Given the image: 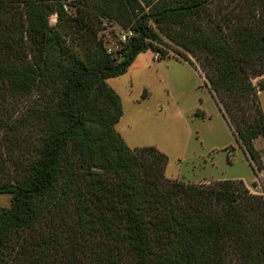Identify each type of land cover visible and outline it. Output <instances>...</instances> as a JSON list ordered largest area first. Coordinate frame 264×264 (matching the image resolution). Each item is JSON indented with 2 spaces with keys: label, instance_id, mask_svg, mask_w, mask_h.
<instances>
[{
  "label": "trees",
  "instance_id": "16d2710c",
  "mask_svg": "<svg viewBox=\"0 0 264 264\" xmlns=\"http://www.w3.org/2000/svg\"><path fill=\"white\" fill-rule=\"evenodd\" d=\"M104 21L133 33L115 57ZM147 50L193 57L263 169L264 0H0V264H264V196L169 180L116 132L107 80Z\"/></svg>",
  "mask_w": 264,
  "mask_h": 264
},
{
  "label": "rangeland",
  "instance_id": "374dc122",
  "mask_svg": "<svg viewBox=\"0 0 264 264\" xmlns=\"http://www.w3.org/2000/svg\"><path fill=\"white\" fill-rule=\"evenodd\" d=\"M49 21L53 25L55 16ZM103 26L99 38L115 57V46L125 42L121 30L107 21ZM172 55L169 52L170 57L159 60L147 50L138 54L122 75L107 80L122 108L116 132L131 149L152 146L165 154L164 176L169 180L192 185L238 180L249 193L263 197L264 140L253 141L262 152L258 161L263 169L257 171V162L236 142L193 57L188 54L194 62L191 66ZM259 102L264 117V91L259 93ZM10 199L9 194H0V206L9 207Z\"/></svg>",
  "mask_w": 264,
  "mask_h": 264
},
{
  "label": "built area",
  "instance_id": "2783aa9c",
  "mask_svg": "<svg viewBox=\"0 0 264 264\" xmlns=\"http://www.w3.org/2000/svg\"><path fill=\"white\" fill-rule=\"evenodd\" d=\"M132 32L131 31H129V30H127V31H122L121 32V34H120V37H121V40L122 41H125L126 39H128L130 36H132ZM115 48L116 49H118V47L117 46H115ZM112 52V49H109L108 51H107V53H111ZM254 169V168H253ZM254 170H257V168L256 169H254ZM258 171V170H257Z\"/></svg>",
  "mask_w": 264,
  "mask_h": 264
},
{
  "label": "crops",
  "instance_id": "0c3cea01",
  "mask_svg": "<svg viewBox=\"0 0 264 264\" xmlns=\"http://www.w3.org/2000/svg\"><path fill=\"white\" fill-rule=\"evenodd\" d=\"M260 94H261V92H260Z\"/></svg>",
  "mask_w": 264,
  "mask_h": 264
}]
</instances>
